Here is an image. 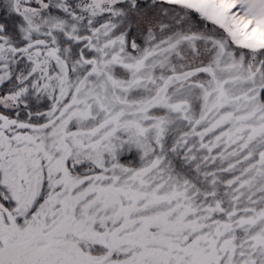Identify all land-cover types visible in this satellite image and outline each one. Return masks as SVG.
Wrapping results in <instances>:
<instances>
[{
	"label": "snow or ice",
	"instance_id": "6c2138e0",
	"mask_svg": "<svg viewBox=\"0 0 264 264\" xmlns=\"http://www.w3.org/2000/svg\"><path fill=\"white\" fill-rule=\"evenodd\" d=\"M0 264H264V0H0Z\"/></svg>",
	"mask_w": 264,
	"mask_h": 264
}]
</instances>
